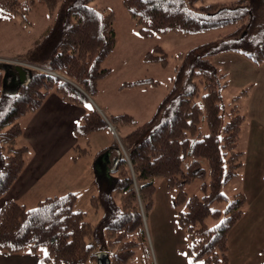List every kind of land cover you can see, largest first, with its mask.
Listing matches in <instances>:
<instances>
[{"label": "trees", "instance_id": "trees-1", "mask_svg": "<svg viewBox=\"0 0 264 264\" xmlns=\"http://www.w3.org/2000/svg\"><path fill=\"white\" fill-rule=\"evenodd\" d=\"M94 1L0 0L3 21L20 16L22 24L32 25L29 16L42 5L51 22L34 47L18 58L29 65V81L15 94L4 91L7 64L0 63V198L8 194L27 162L28 147L18 144L23 135L21 118L39 111L50 94L88 108L74 127L77 139L112 131L89 98H98L102 80L112 74L104 63L116 48V20L113 11L91 7ZM204 1L123 0L144 40L234 29L178 55L170 90L148 121L138 125L130 114L108 116L128 159L120 154L114 169L97 179L99 193L90 200L104 212L97 225L84 221L86 213L75 210L73 192L43 199L35 208L7 202L0 211V253L41 254L43 264H88L98 261L97 254L103 251L110 264H128L140 242L147 241L144 215L154 204L155 179L163 178L169 189L177 191L173 207L185 208L177 219L190 244L192 263L229 264V234L242 219L246 197L239 193L229 200L223 189L242 165L238 145L246 117L237 101L253 86L235 96L224 122L221 91L230 87L229 75L212 58L233 52L264 64V0ZM145 55V65L169 66L161 45ZM159 84L154 78L127 81L121 89ZM88 153L76 146L73 158ZM195 180L203 183L202 196H187L186 186ZM224 203V210L215 208ZM209 220L217 224L211 227Z\"/></svg>", "mask_w": 264, "mask_h": 264}, {"label": "rangeland", "instance_id": "rangeland-1", "mask_svg": "<svg viewBox=\"0 0 264 264\" xmlns=\"http://www.w3.org/2000/svg\"><path fill=\"white\" fill-rule=\"evenodd\" d=\"M235 1L237 0H205L204 4H230ZM89 5L96 9H107L108 12L113 11L115 14L116 48L111 57L105 61L104 67L111 70L113 68L120 69L122 57L130 53V51L136 50L138 45H140L141 37L136 22L130 19L126 8H124L123 0H96ZM29 18L33 25L22 24L20 16L16 17L12 22L4 20L0 24V63L5 65L10 63L14 66L19 63L24 66L27 65L22 61L13 59L21 58L24 52L34 47L39 41L40 35L45 33L51 24L48 18V11L42 5H39ZM233 29L234 27L224 28L196 36H183L172 33L156 37L157 42L168 54L169 66L145 65L143 62L138 64V61H136L131 68L133 71L130 70V73L125 78L129 82L154 78L160 84L158 86L150 85L121 89V92L111 98L107 104L109 107L118 108L121 114L129 113L134 115L138 125L148 121L152 117L156 106L160 103L159 101L170 90L175 68L180 63L178 55L198 45L215 42L220 36L231 33ZM118 73L120 74L121 72L119 71ZM221 94L223 99L222 114L224 122H226L236 94L231 89H222ZM242 104L243 102H238L239 110L243 114ZM102 109L104 110V107ZM248 134H250V127H244L243 136L242 139L240 138L238 145V149L243 152L241 156L242 165L238 169V175L223 189V193L229 200H232L235 195L243 193L246 197V203L250 207H244L242 215L244 220L234 229L238 234H242L244 231H246V234L252 232L250 236L252 243L249 247L251 254H247L249 249H244L240 245L235 250L237 256L234 259L238 264H250L252 260L255 263L264 261V143H261V146H255L253 141L247 139ZM117 143H119L118 154L126 157L127 151H125L123 141L119 138L117 131L114 135H110L108 131L98 132L92 136V144L89 149L93 155L90 156L94 158V156L98 155L100 149L102 151L106 150V148V152L109 154L110 150L116 149L114 145ZM84 147H87V145H84ZM95 169L97 173L100 172V168L95 167ZM154 184L156 186L154 204L144 215L147 241L145 243L140 242L133 259L128 264H190L192 261L188 255L189 251L186 252L185 250L189 242L177 219L180 211L185 210V208L180 207L177 209L173 207L172 202L177 195V191L169 189L165 185L163 178H156ZM202 184L201 180H195L187 185L185 189L187 196H202ZM88 197L84 192L79 193L75 210H81L86 213L84 221L97 225L104 212L102 207L95 209L92 206V202L88 201ZM216 207L224 210L226 203L218 204ZM208 222L211 227L217 224L213 220ZM89 241L92 244H96L93 240ZM96 245L100 246L99 244ZM98 250L101 249L99 248ZM39 251L40 253L47 252L44 249ZM101 252L103 251H99V253ZM88 264H98V261H90Z\"/></svg>", "mask_w": 264, "mask_h": 264}, {"label": "crops", "instance_id": "crops-1", "mask_svg": "<svg viewBox=\"0 0 264 264\" xmlns=\"http://www.w3.org/2000/svg\"><path fill=\"white\" fill-rule=\"evenodd\" d=\"M3 22L0 17V24ZM157 41L156 37L148 40L141 38L137 49L122 57L120 69L113 68L112 74L102 80L98 98L90 101L91 105L98 108L102 115L108 117L121 114L118 108L109 107L107 102L121 92L122 85L127 82L125 77L130 73V70L133 71L131 68L136 61H138V64L143 62L146 53L155 46H160ZM213 58V63L229 75L230 87L227 90L231 89L237 96L246 87L253 86L246 96L240 97L237 101V104L243 102L241 109L246 117L241 131V139L243 128L250 127V134H248L247 139L253 141L255 146H261V143H264V64L256 65L241 54L233 52L221 53V55ZM6 68L4 91L6 94H15L19 89L18 74L12 68ZM87 111V107L67 103L59 95L52 93L44 101L39 111L21 118L23 135L18 144L28 147L27 162L23 173L7 192L8 194L0 198V211L7 202L12 201L26 205L28 208H35L38 202L43 199L72 192L77 196V203L81 192L89 196L88 201L98 195V177L111 172L115 167V160L120 155L117 148L110 150L109 154L106 152L100 158H97V156L91 157L90 155L93 154L89 146L92 144V136L96 133L88 139H77L74 127ZM130 129H123L124 133H128ZM108 133L114 135L113 130L108 131ZM84 145H87V147H84ZM76 146H79L80 149L87 148L89 153L74 160V148ZM95 167L100 168L99 173H97ZM247 207L250 208L246 203ZM242 220L244 219H241L229 234V264H238L234 259L237 256L235 250L238 245L244 247V249H249L248 253H245L251 254L249 247L252 243L250 238L252 232L246 234V231H244V233L238 234L234 230ZM189 248L188 244L185 249L186 252L189 251ZM253 263L264 264V261L255 263L252 260L250 264ZM0 264L43 263L41 262V254L27 251V253L15 255L6 252L0 253Z\"/></svg>", "mask_w": 264, "mask_h": 264}, {"label": "water", "instance_id": "water-1", "mask_svg": "<svg viewBox=\"0 0 264 264\" xmlns=\"http://www.w3.org/2000/svg\"><path fill=\"white\" fill-rule=\"evenodd\" d=\"M7 67L12 68L18 74V85L19 86L29 81V72H27V68L24 65L19 63L18 65L14 66L8 63ZM89 100L91 101L92 99L89 98ZM118 161H119V157L115 160V163H114L115 166L118 164ZM97 260H98V264H110L109 255L105 252H101L97 254Z\"/></svg>", "mask_w": 264, "mask_h": 264}, {"label": "built area", "instance_id": "built-area-1", "mask_svg": "<svg viewBox=\"0 0 264 264\" xmlns=\"http://www.w3.org/2000/svg\"><path fill=\"white\" fill-rule=\"evenodd\" d=\"M25 67H29V65H25ZM105 118H106V120L108 121V123L110 124V120H109V118H107L106 116H105ZM110 126H111V128H113L111 124H110ZM113 130H115V128H113ZM126 158L128 159L127 156H126Z\"/></svg>", "mask_w": 264, "mask_h": 264}, {"label": "snow or ice", "instance_id": "snow-or-ice-1", "mask_svg": "<svg viewBox=\"0 0 264 264\" xmlns=\"http://www.w3.org/2000/svg\"><path fill=\"white\" fill-rule=\"evenodd\" d=\"M0 11H2V10H0Z\"/></svg>", "mask_w": 264, "mask_h": 264}]
</instances>
